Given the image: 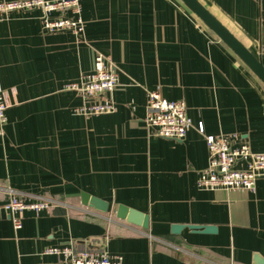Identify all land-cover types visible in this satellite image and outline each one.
<instances>
[{"label":"crops","instance_id":"0c3cea01","mask_svg":"<svg viewBox=\"0 0 264 264\" xmlns=\"http://www.w3.org/2000/svg\"><path fill=\"white\" fill-rule=\"evenodd\" d=\"M11 1V0H0ZM264 65V0H198ZM84 31L46 32L39 12L0 20V83L7 122L0 137V207L10 191L25 201L21 227L0 216V264H48L47 247L106 237L122 264H255L264 258V177L255 190L197 185L208 163L192 127L180 140L152 134L147 90L184 100L207 134L235 133L264 153V85L181 0H80ZM101 53L117 73L114 112L82 116L80 83ZM107 96H100L101 99ZM86 192L109 203H81ZM125 205L147 229L120 220ZM174 224L214 226L195 232ZM258 256V258H257Z\"/></svg>","mask_w":264,"mask_h":264},{"label":"built area","instance_id":"2783aa9c","mask_svg":"<svg viewBox=\"0 0 264 264\" xmlns=\"http://www.w3.org/2000/svg\"><path fill=\"white\" fill-rule=\"evenodd\" d=\"M39 12V20L46 32L71 31L76 35L84 31L80 0H11L0 1V20L14 12ZM118 76L112 63L103 54L94 57L93 69L84 75L80 83L67 84L76 90L84 104L76 109L82 116L114 112L116 104L111 93L117 86ZM100 96H107L103 99ZM7 103L0 83V137L4 135ZM145 122L152 134L160 138L182 139L194 127L203 136L208 152L207 166L198 171L197 185L200 189L214 191H254L258 177H264V153L253 152L238 134H207L203 122L193 124L187 114L184 100H168L159 88L147 90ZM53 199L38 197L25 201L10 191L4 208L14 229L21 227L25 211L39 214L51 207ZM106 237H95L84 242L70 241L60 246L44 249L43 254L56 259L48 264H122V257L105 251Z\"/></svg>","mask_w":264,"mask_h":264},{"label":"water","instance_id":"95a60500","mask_svg":"<svg viewBox=\"0 0 264 264\" xmlns=\"http://www.w3.org/2000/svg\"><path fill=\"white\" fill-rule=\"evenodd\" d=\"M222 42H224L261 80L264 85V65L259 57L252 54L205 6L198 0H181ZM81 203L102 213H108L109 203L101 198L91 196L86 192L80 195ZM115 217L126 220L128 223L139 226L143 229L148 228V215L125 205H118ZM1 217H9L4 208H0ZM184 227L195 232L211 233L215 232L214 226H196L174 224L170 227L172 233H180ZM258 258V256H257ZM255 264H264V258L256 259Z\"/></svg>","mask_w":264,"mask_h":264}]
</instances>
